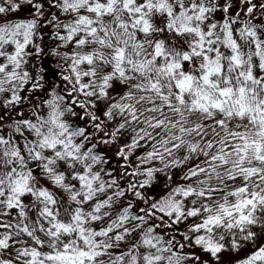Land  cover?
Returning a JSON list of instances; mask_svg holds the SVG:
<instances>
[{
	"label": "snow or ice",
	"instance_id": "obj_1",
	"mask_svg": "<svg viewBox=\"0 0 264 264\" xmlns=\"http://www.w3.org/2000/svg\"><path fill=\"white\" fill-rule=\"evenodd\" d=\"M0 264H264V0H0Z\"/></svg>",
	"mask_w": 264,
	"mask_h": 264
}]
</instances>
